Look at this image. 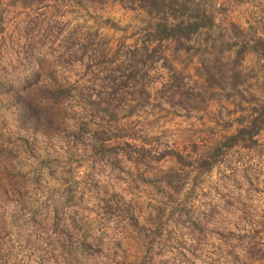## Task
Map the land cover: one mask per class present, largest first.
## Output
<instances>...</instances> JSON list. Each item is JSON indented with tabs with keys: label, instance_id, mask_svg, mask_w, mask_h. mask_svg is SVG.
I'll use <instances>...</instances> for the list:
<instances>
[{
	"label": "rangeland",
	"instance_id": "rangeland-1",
	"mask_svg": "<svg viewBox=\"0 0 264 264\" xmlns=\"http://www.w3.org/2000/svg\"><path fill=\"white\" fill-rule=\"evenodd\" d=\"M11 1L0 0V63L5 67L21 57L28 42L41 40L38 44L57 54L62 38L70 32H76L75 39L80 42H100L110 55L122 53L125 48H135L145 41L144 29L150 21L147 13L132 9L128 0H44L42 6L30 10L11 6ZM194 3L201 4V9L214 17V28L194 37L189 52L177 51L170 42L161 44L158 55H164L167 61L159 60L153 65L144 86L126 97L125 107L119 110L118 122L113 125L118 127L123 142L144 148L153 157L175 151L192 164L182 166L172 156L155 162L147 155L139 158L137 166L126 163L124 172L104 171L98 180L99 187L109 196L117 195L116 200L123 199L134 206L136 214L141 215V223L151 228L156 221H165L170 212V206L164 205L157 194V187L180 190L177 203L196 187L187 208L200 217L206 239L192 256L189 230L182 224L170 225L166 233L171 241L168 245L173 248L180 243L179 252L186 264H240L237 261L244 262L251 247L264 252V128L254 148H234L198 181L195 167L227 137L246 126L254 109L264 105V60L248 53L236 66L235 49L224 50L228 44L264 39V0ZM65 45L67 58L70 43ZM86 58L77 59L85 62ZM58 72L57 77L64 75L69 82L97 93L98 88L84 86L88 85V76H82V67L71 65ZM40 74L43 79L48 71ZM146 163L147 167L142 166ZM25 169L24 172L31 170ZM79 171L85 172V166ZM90 175L86 172L79 178L87 181L92 178ZM5 185L7 203L14 187H24L29 195L39 197L25 179L17 182L7 176ZM11 212L7 206L4 221H0V253L9 255L8 264H119V257L111 263L104 251L98 259H83L80 250L66 258L53 249L51 239L36 230L32 221L27 224V213L20 212L25 217L11 218ZM118 220L96 225L104 243L117 233L128 234L122 220ZM161 250L170 249L158 248Z\"/></svg>",
	"mask_w": 264,
	"mask_h": 264
},
{
	"label": "trees",
	"instance_id": "trees-1",
	"mask_svg": "<svg viewBox=\"0 0 264 264\" xmlns=\"http://www.w3.org/2000/svg\"><path fill=\"white\" fill-rule=\"evenodd\" d=\"M11 2V6L30 10L42 6L44 0ZM128 2L132 9L142 10L150 16L144 29L145 41L135 48H125L122 53L110 55L100 42L96 45L80 42L75 39L77 33L70 32L62 38L57 54L38 44L40 40L28 42L16 62L7 63V67L0 63V192L3 193L0 195V221H4L7 206L13 211L11 218L14 215L25 217L20 212L27 213V224L32 221L36 230L51 239V244L55 245L53 249L66 258L80 250L83 259H98L104 251L111 263L119 257V264H186L184 255L179 252L182 251L178 246L180 243L171 248L166 233L170 225L182 224L192 236L194 250L191 255L200 249L206 233L200 217H195V212L187 208L196 187H192L189 196L179 203L180 190L176 187H157V194L163 198L164 205L170 206V212L165 221H156L151 228L141 223V215L136 214L134 206L101 190L98 180L104 171L124 172L126 163L137 166L139 158L147 155L155 162L172 156L182 166L192 164L175 151L153 157L150 151L123 142L118 127L113 125L118 122L119 110L125 107L126 97L144 86L155 63L167 61L164 55H158L161 44L170 42L177 51L189 52L194 37L213 29L215 20L201 9V4H195V0ZM252 41L243 40L222 48L235 49L236 66L248 53L264 60V39ZM66 43H70L67 58ZM86 56L85 62L77 59ZM71 65L83 68L82 76H88V85L84 86L90 84L94 90L98 88L97 93L90 92L89 87L82 88L69 82L64 75L57 77L60 68ZM43 70H47L48 75L42 79L40 73ZM263 128L264 105L254 109L246 126L216 146L207 158L197 162L196 180L210 173L234 148H254ZM29 160H33L30 165ZM147 164L142 166L147 167ZM84 166L85 172L79 173ZM25 168L31 170L24 172ZM86 172L91 174V179L79 178ZM7 176L17 182L25 179L34 186L30 188L32 191L34 188L33 192L39 197H32L24 187H17L18 190L14 187L16 191L13 189L12 199L7 203ZM80 185L87 188L81 189ZM119 218L128 234L117 233L104 243L96 225L118 222ZM158 248L170 250L162 252ZM6 257L8 264L9 255L0 253V264H6ZM237 262L263 264L264 252L254 251L251 247L246 260Z\"/></svg>",
	"mask_w": 264,
	"mask_h": 264
}]
</instances>
